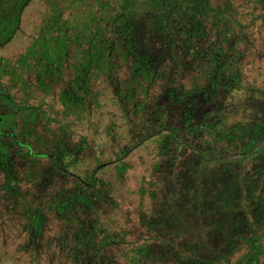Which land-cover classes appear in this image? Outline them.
I'll use <instances>...</instances> for the list:
<instances>
[{
  "label": "rangeland",
  "instance_id": "rangeland-1",
  "mask_svg": "<svg viewBox=\"0 0 264 264\" xmlns=\"http://www.w3.org/2000/svg\"><path fill=\"white\" fill-rule=\"evenodd\" d=\"M56 1L29 0L13 36L0 42V64H5L0 68L1 81L14 92L17 104L5 103L3 112L10 121L23 120L15 133L27 137L23 146L0 138L4 161L9 146L20 151L7 161L20 189L0 191V264L91 261V252L82 255L74 248L70 254L73 226L66 225L53 206V199L62 203L70 195L71 200L78 198L73 216L93 234L122 238L123 248L148 235L143 221L155 222L154 213L165 211L162 203L167 199L171 206L179 205L177 212L181 210L194 237L216 236V228L209 232L198 224L210 217L208 199L221 198L242 177L244 190L255 193L256 162L264 160V13L248 0H232L236 9L228 17L234 25L209 24L206 32H195L193 36L201 37L189 54L175 60L174 53L160 56L164 39L149 37L151 31L165 35L160 25L144 21L132 26L129 17L116 25L108 13L101 12V0H62L61 12L53 8ZM48 14L54 21L63 20L55 27L62 38L60 47H51V53L57 61L72 57L70 66L53 59L37 64L30 49ZM90 18L91 34L99 25L114 32L116 25L121 37L124 32L131 43L116 44L106 52L100 47V53L87 47L88 54L78 52L74 58L76 38L66 42L69 38H63V33L77 27L81 31L79 25H88ZM224 30L235 33L219 42ZM87 33L79 36L85 39ZM174 35L173 42L184 39L181 28ZM146 53L154 67L148 89L140 85V74L133 73L144 70V60L134 59ZM62 65L66 70L60 69ZM216 76L220 80L213 84ZM213 122L216 127L209 125ZM234 124L258 125L243 148L239 140L228 138L227 131L219 133ZM9 127L10 123L0 121L2 131ZM3 179L0 170V183ZM77 183L95 190L81 196L75 193ZM26 203L42 207L38 230L22 214ZM63 244L68 249L63 251ZM123 248L105 252L108 264H133ZM134 254L139 264H160L171 253L160 243ZM260 262L264 264V258Z\"/></svg>",
  "mask_w": 264,
  "mask_h": 264
},
{
  "label": "trees",
  "instance_id": "trees-1",
  "mask_svg": "<svg viewBox=\"0 0 264 264\" xmlns=\"http://www.w3.org/2000/svg\"><path fill=\"white\" fill-rule=\"evenodd\" d=\"M28 2L29 0H0V42H5L13 36L19 25V17L22 9ZM61 2L62 0L56 1L53 6L59 12L62 11V6H60ZM248 2L264 13V0H248ZM100 8L101 12L108 13L117 22L116 25L120 24V19L124 17L133 19L130 21V25L132 26L137 23L141 24L144 21L153 26L160 25L159 27L161 29H165V35L154 34L151 31L149 32V37L153 41L157 40L159 42L164 39L166 43L164 46L160 44L162 46L160 56L164 57L174 53L176 56L174 57L175 60H178V58L182 59L183 57L181 56L183 54H189L188 52L193 47V44H196L194 43L196 38L201 37L198 35L193 36L195 32H206L209 24L213 26L221 23V25L233 26L235 20L230 19L228 16L234 14V9H236L232 0H224L223 2L216 3L212 0H101ZM51 12L53 11L51 10ZM43 22L41 23L38 37L34 40L35 45H32L30 48L33 49V53L37 57V64H40V62L44 64L46 61L49 62L50 59L54 60L55 56L51 53V47L59 49L60 45H57V43L62 40L60 35L55 32V27L60 22H63V20L54 21L53 18L50 19V14H48ZM91 23L93 21L90 18L88 25L86 23L79 25L81 31L77 27L73 32L72 30H66L63 33V38H69V40H65L66 42H69L72 36L76 38L74 52L72 53L74 58L77 57L78 52L82 53L84 51V54H88L86 52L87 47L95 49V51L100 53V47H103V52H106L112 50L116 44L124 46L131 43V38L129 40L127 34H124V32L121 37L120 29L116 25L111 29L114 32H110L108 27L103 28L102 25H99V27L97 26V30L91 34ZM239 24L237 21L236 26ZM82 28H84V32L88 31L85 39L79 36V34L84 33ZM178 28L182 29L184 39L173 42L171 40H176L174 33ZM225 33L226 37L224 35ZM234 33L235 31L231 32V34L225 30L221 31L219 33V42H222L225 38L227 41ZM87 42L88 44L86 45L85 43ZM221 49L224 50L226 47H222ZM122 50V54H124V47ZM149 56L150 53H146L143 54V57L136 55L134 59V61L138 59L144 60V70L141 68L140 71L135 70L133 73L137 76L140 74L139 78L142 79L140 85L145 89H148V82L151 80L149 76H151L152 69L154 68L150 63ZM62 58L59 61L55 59L53 63L61 65L63 62L64 65L67 64V66H70L68 64L72 61V57L62 56ZM4 65L0 64V68ZM64 65L60 67L61 70H66L63 68ZM178 66L181 67L182 65ZM142 70L143 72L140 73ZM13 79H16L15 75H13ZM18 80L26 82L28 78L24 77L23 79V77H18ZM219 80L220 77L216 76L213 84H217ZM85 84H87V80ZM80 88L82 89V86ZM13 95L14 92L10 93V88L1 81L0 76V121L7 124L10 123V129L7 131L0 129V138L11 139L13 143L17 141L20 146H23L22 141L27 140V137L25 138L23 134L18 137V133H15L18 124H21L23 120L14 118V120L10 121L8 119L9 115L3 112L5 103H14ZM168 97L171 98L170 95ZM31 109L33 110L32 107ZM200 123H206V121L201 119ZM209 125L216 127L217 123L213 122L209 123ZM253 125L234 124L231 127L220 129L219 133L223 132V130L227 131L228 138L231 137V139H235L236 141L239 140L240 148H243L246 141L249 143V140L254 138V132L258 131L256 130L258 125ZM262 146H264V142H262ZM17 147L9 146L6 149L5 153L6 155L8 154V160L10 156L13 155L14 157L18 154L19 150ZM231 154L233 153L231 152ZM6 159L0 155V170L4 172L3 182L0 183V191L20 189L14 181L15 172L13 173L10 169L8 160L4 161ZM256 164L255 179L257 181L255 184H258V187L255 193H252L250 188L248 191L244 190L243 181L245 177H242L237 180V183L232 189H229L225 195H221V198L215 195L211 199H208L210 217L207 221L198 220V224L200 227L209 228V232H212L216 228L217 234L213 232L216 234L214 237H212L213 235L205 236V234L194 237L192 228H186L188 224H184L183 222L184 217L180 215L181 210L177 212L179 205L171 206L173 202L168 199L167 202L162 203V207H166L165 211L161 210L160 212L156 211L154 213V217L156 218L155 222L149 220L143 221L147 224L148 235H144L140 243L134 242L131 246L124 248L121 246L124 243L122 238H117L115 235L100 236L93 234L89 228L86 229L84 227L85 222H81L73 216L71 211L77 208L74 203H76L78 198L71 200V195L66 196L62 203L58 201L59 198L53 199V206L63 222L66 225L71 224L69 227L73 226L70 236V254L73 256L74 248L78 252L80 251L82 255L91 252L93 258L89 262L88 260L85 261L86 264H108L109 258L105 252L112 247L126 249L128 252L126 255L124 253L125 257L131 263L139 264L140 262L135 260L136 256L134 253L142 249L152 250V248L158 247L160 243L165 244L171 253L167 259L159 261L160 264L164 262L199 264V261L201 264H260L261 258H264V242H262V239H264V160L256 162ZM78 185L79 187L75 193L77 192L81 196H86L91 189L95 190L94 186L92 188L85 187L84 183L83 185L77 183L76 187ZM23 208L24 211L22 214H25L31 220L32 226L34 228L38 227V230L41 223L40 220L43 217L42 207L26 203ZM80 209H82L81 205ZM65 239L67 238L65 237ZM154 240L159 242V244H154ZM97 242L98 245H96ZM62 247L64 248L63 251L68 249L64 244ZM222 247L223 249H220ZM241 249L244 251L239 252ZM238 252L239 254L235 257ZM74 264H81V261L77 260Z\"/></svg>",
  "mask_w": 264,
  "mask_h": 264
}]
</instances>
